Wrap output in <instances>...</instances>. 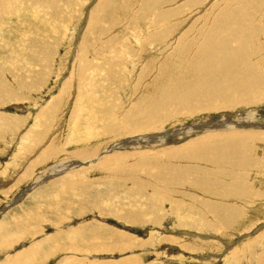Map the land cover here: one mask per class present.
Returning a JSON list of instances; mask_svg holds the SVG:
<instances>
[{
  "label": "rangeland",
  "instance_id": "374dc122",
  "mask_svg": "<svg viewBox=\"0 0 264 264\" xmlns=\"http://www.w3.org/2000/svg\"><path fill=\"white\" fill-rule=\"evenodd\" d=\"M230 1L0 0V264H264V0L172 71Z\"/></svg>",
  "mask_w": 264,
  "mask_h": 264
},
{
  "label": "bare ground",
  "instance_id": "6f19581e",
  "mask_svg": "<svg viewBox=\"0 0 264 264\" xmlns=\"http://www.w3.org/2000/svg\"><path fill=\"white\" fill-rule=\"evenodd\" d=\"M228 1V0H227ZM241 2V0L239 1V0H231L230 1V3H228V5L225 7L226 9H223V11L224 12H230V13H226V14H229L228 16H226V17H222L223 15H221V17L220 18H225V22H224V27L222 28V26H221V24H222V22L219 20V18L218 19H216V17L218 16L217 14L215 15H212V14H210L207 18H203L202 19V21L204 22L202 25H199L200 26V28H198V25H196V29H195V27L193 28L194 29V31L195 32H192L193 33V35L189 38V40H187V41H185L190 35H191V32H188V33H186V37H185V39H183V40H180V45L177 47L178 48V50H176L175 51V53H176V59H179V62H177V63H172V65L174 66L173 67V72H177L178 70H177V67L179 66V67H187L188 65L186 64V62L184 63L183 62V59L184 58H186L185 60H187L188 62L190 61V59H192L191 57H192V55H193V57H194V59L195 60H197L198 58H201V61H203V63L204 64H210V63H212V62H214V61H216V60H222V59H227V58H230V59H246L247 61H246V63H245V65L243 66L244 68H242V71H243V73H240V74H244V71H245V73L246 72H250L252 69H254L253 67L254 66H259V65H257V64H260V62L262 61V59H263V57L262 56H259L258 57V54L255 52V49L253 48L254 46H256V44H255V42H256V37L255 36H252V37H250L248 40H247V48H248V51H249V53H247L245 50H244V47H245V44H244V42H245V35L246 34H248V33H251V32H253L255 29H257V27L258 26H255L254 28L255 29H253V19L251 18V16H247V12L249 13V11L250 10H252L251 8H252V6L254 7V5H252L255 1H252V0H248V1H244V2H242V4L240 5L241 7L239 8L238 7V5H239V3ZM258 2V1H257ZM244 3V4H243ZM259 3H261L260 1H259ZM264 3V2H263ZM227 4V3H226ZM255 4V3H254ZM234 5H236L237 7H238V14L236 13V12H234ZM259 5H263V4H259ZM58 6V5H57ZM231 6H234L233 8L231 7ZM59 8V7H58ZM223 8H224V6H223ZM228 8H232L230 11H229V9ZM99 9H100V7H99ZM228 9V10H227ZM22 12V11H21ZM212 12H213V10H212ZM240 13H242V14H240ZM251 13V12H250ZM240 14V15H239ZM212 15V16H211ZM243 15H245V16H247V17H244ZM252 15V14H251ZM236 16H241V18L240 19H238V20H236L235 19V17ZM255 16V15H254ZM253 16V17H254ZM237 18V17H236ZM257 18V17H256ZM215 19L217 20L216 21V23L213 25V23H210V20L212 21V20H214L215 21ZM97 20V19H96ZM166 20V19H165ZM218 20H219V22H218ZM222 20V19H221ZM228 20V21H227ZM242 21H243V24H242ZM81 22V21H80ZM151 22V21H150ZM79 23V22H78ZM232 23H235L236 25L238 24V26H240V28H238V30H237V28L235 29V30H230L229 29V27H230V24H232ZM212 24V25H211ZM245 24V25H244ZM41 25V24H40ZM88 25V24H87ZM258 25V24H257ZM235 26V25H234ZM244 26H245V28L247 27L248 28V26H249V28L251 27L252 29H253V31H250V30H252V29H250L249 31L247 30V31H244L245 30V28H244ZM126 27V26H125ZM146 27H148V26H146ZM233 27V26H232ZM149 29V28H148ZM199 29V30H198ZM206 29H207V31H206ZM125 30V29H124ZM262 30H264V27H263V29ZM204 31H206V36H205V38L203 39V41H202V46L200 45V43H198V45L196 44L198 41H196L195 42V45L193 44V42H194V39H199L200 37H203V35L205 34L204 33ZM75 32V31H74ZM204 34H203V33ZM242 32H246V34H244L243 33V36H244V39L241 41L240 39H238L239 37H237V35H236V33H238V36H239V34L241 33L242 34ZM203 34V35H202ZM241 36V35H240ZM242 36V37H243ZM241 37V38H242ZM202 39V38H201ZM233 39H235V40H237L236 42H235V44H240L238 47H236V48H234L233 46H232V43H231V41L233 40ZM252 41V43H250ZM185 42H187L188 44L189 43H191L192 42V44L194 45V46H192V47H190V49H187V48H189L188 46H187V48H185ZM201 42V41H200ZM179 43V42H178ZM177 44V43H176ZM187 44V45H188ZM158 46V45H157ZM200 47L202 48V50H199V51H196L198 48L200 49ZM154 48V47H153ZM251 48H252V50H251ZM256 48V47H255ZM149 52V51H148ZM147 52V53H148ZM147 53H145V54H147ZM163 53L164 52H162V55H163ZM145 56V55H144ZM258 57V58H257ZM207 58H208V60H207ZM255 58H257V59H255ZM193 59V60H194ZM264 60V59H263ZM82 61V60H81ZM260 61V62H259ZM196 62H200V61H196ZM259 62V63H258ZM191 63V62H190ZM189 63V64H190ZM193 64H194V62H192ZM80 64H82V63H80ZM85 65V64H84ZM176 65V66H175ZM192 65V64H191ZM120 68V67H119ZM193 68V67H192ZM244 69V70H243ZM256 70V69H255ZM258 70V69H257ZM241 71V72H242ZM87 72H88V70H87ZM190 72V71H189ZM253 72V71H252ZM179 73V72H178ZM181 73V72H180ZM179 73V74H180ZM183 73V72H182ZM104 74V73H103ZM184 74V73H183ZM187 74V73H186ZM195 74V73H194ZM256 74H258V72L256 73ZM255 74V75H256ZM259 75V74H258ZM189 76V75H188ZM262 76V75H261ZM185 77V78H184ZM183 78L181 77V76H179L178 75V78H177V83L179 84V83H181V82H183L184 81V79H186V75L184 76ZM244 77V76H243ZM258 77H260V76H258ZM191 78V77H190ZM120 79V78H119ZM241 79V78H240ZM245 79V78H244ZM243 79V80H244ZM189 80V79H188ZM242 80V79H241ZM263 80H264V76H263ZM192 81V79H190V81H188V82H186V81H184L183 82V86L182 87H184V89L187 87V84L185 85V83H189V82H191ZM250 81V80H249ZM248 81V82H249ZM177 84V85H178ZM262 85V82L261 81H258V82H256L251 88L252 89H256V88H258V87H260ZM67 87V86H66ZM181 89V88H180ZM263 89V88H262ZM20 91V90H19ZM181 91V90H180ZM263 91V90H262ZM176 92V91H175ZM182 92H183V90H182ZM84 94V93H83ZM177 94H179L178 92H177ZM184 94V93H183ZM184 95H186V93L184 94ZM80 96V95H79ZM179 96V95H178ZM180 96H182V95H180ZM171 97V96H170ZM173 97V96H172ZM171 97V98H172ZM176 97V96H175ZM174 97V98H175ZM83 98V97H82ZM173 98V99H174ZM57 99V98H56ZM180 99V98H179ZM77 100H79L78 98L75 100V102L77 101ZM85 100V99H84ZM83 100V101H84ZM166 100H167V98H166ZM178 100V99H177ZM180 101V100H179ZM74 102V103H75ZM259 102H260V100H259ZM50 103V102H49ZM76 104V103H75ZM75 104H74V106H75ZM248 104H249V101H248ZM249 105H251V104H249ZM84 106V105H83ZM85 108H86V105L84 106ZM83 107V108H84ZM160 108V107H159ZM77 109V108H76ZM91 109V108H90ZM158 109V108H157ZM156 109V110H157ZM81 110V109H80ZM114 115V114H113ZM75 117V116H74ZM52 118V117H51ZM76 118V117H75ZM51 120V119H50ZM50 122V121H49ZM231 126H232V124H230ZM250 125V124H249ZM248 125V126H249ZM239 126V125H238ZM217 127H219V126H217ZM232 128V127H231ZM215 129V128H214ZM217 130H220V128H217ZM119 131V130H118ZM194 131V130H193ZM214 131V130H213ZM216 131V130H215ZM180 134V133H179ZM207 134V133H206ZM29 135V134H28ZM202 136V135H201ZM237 136H239L238 134H235L234 135V138L236 137L237 138ZM143 138V137H142ZM141 137L140 138H137V139H135V140H133V142H134V144L135 143H139L140 144V142H142L141 141V139H142ZM166 138V137H165ZM240 138V137H239ZM207 139V141L209 140L208 138H206ZM204 141V140H203ZM207 141H205V142H203V143H207ZM215 141H218L217 139H211V140H209L208 142H212L213 144H214V142ZM228 141H230V140H228ZM231 141H232V139H231ZM143 143V142H142ZM199 143H195L194 145H192V147L193 146H196V145H198ZM204 145V144H203ZM207 145H208V143H207ZM205 146H206V144H205ZM209 146V145H208ZM194 149H197V148H194ZM54 151V150H53ZM99 153V152H98ZM44 154V153H43ZM95 156V155H94ZM97 156V155H96ZM103 157V156H102ZM114 157V156H113ZM113 159L114 158H110V156H109V158L108 157H106V158H102V159H100L99 160V162L100 161H108V163L109 164H111V162L113 161ZM40 160V159H39ZM115 160V159H114ZM242 161V160H241ZM240 163V162H239ZM75 163H73L72 165H71V163H70V165L71 166H68V165H63V169L65 168V167H67V168H69V167H72L73 165H74ZM77 164V163H76ZM75 164V165H76ZM93 165V164H92ZM61 169V168H60ZM72 169V168H71ZM54 172H56V171H54ZM50 174V173H49ZM51 175V174H50ZM52 175H54V174H52ZM60 191V190H59ZM60 193V192H59ZM233 193V192H232ZM37 194V193H36ZM52 194H54V193H52ZM243 194V193H242ZM56 195V194H55ZM30 197V196H29ZM55 199V198H54ZM57 199V198H56ZM51 201V200H50ZM84 201V200H83ZM34 202V201H33ZM53 204V203H52ZM25 206V205H24ZM22 209V208H21ZM28 209V208H27ZM37 209V208H36ZM23 210V209H22ZM24 211V210H23ZM54 211H56V210H54ZM25 213V212H24ZM56 213V212H55ZM40 216H41V214H40ZM37 219H39L38 217H37ZM36 220V219H35ZM3 221V220H2ZM20 223V222H19ZM18 225V224H17ZM21 225V224H20ZM2 226V225H1ZM13 226V225H12ZM11 226V227H12ZM19 226V225H18ZM84 227V226H83ZM6 230V229H5ZM67 232V231H66ZM69 232V231H68ZM80 232V231H79ZM79 232L78 233H76V234H79ZM59 233H61L60 231H59ZM58 233V234H59ZM63 233V232H62ZM73 233V232H72ZM75 234V233H74ZM81 234V233H80ZM63 234H61V236H62ZM68 235V234H67ZM71 235H73V234H71ZM15 236V235H14ZM24 236V235H23ZM56 236H58L57 234H56ZM55 236V237H56ZM60 236V237H61ZM64 236H65V234H64ZM69 236H70V234H69ZM26 237V236H25ZM54 237V236H53ZM53 237H51V239L53 238ZM59 237V236H58ZM58 238L59 240H64V241H69V240H72V238H67L66 236L65 237H62V238ZM22 238V236L19 238V239H21ZM80 238H82L81 237V235H80ZM16 239V238H15ZM50 239V240H51ZM57 239V240H58ZM81 240V239H80ZM44 242V241H43ZM46 242V241H45ZM50 242V241H49ZM56 242V241H55ZM54 242V243H55ZM72 242V241H71ZM74 242V241H73ZM53 243V242H52ZM66 243V242H65ZM16 244V243H15ZM48 244H50V243H48ZM47 244V245H48ZM59 244V243H58ZM54 246V245H53ZM52 247V246H51ZM35 248V247H34ZM50 248V247H49ZM51 249V248H50ZM31 250H33V249H31ZM34 250H36V249H34ZM41 250V249H40ZM65 251V250H64ZM33 252V251H32ZM36 252V251H35ZM38 252V251H37ZM29 253V252H28ZM31 253V252H30ZM39 253V252H38ZM38 253H36V254H38ZM24 254H27V252L26 253H24ZM35 254V253H34ZM35 254V255H36ZM76 254V253H75ZM28 255V254H27ZM32 255V254H31ZM30 256V255H29ZM19 257V256H18ZM17 257V258H18ZM25 257V256H24ZM25 259V258H24ZM33 259V258H32ZM19 260V259H18ZM23 262H24V260H22ZM21 261V262H22ZM29 261V260H28ZM31 261V260H30ZM17 262V261H16ZM20 262V261H19ZM18 262V263H19ZM26 263V262H25ZM58 263H61V262H58ZM63 263V262H62ZM16 264V263H15ZM32 264V263H31Z\"/></svg>",
  "mask_w": 264,
  "mask_h": 264
}]
</instances>
